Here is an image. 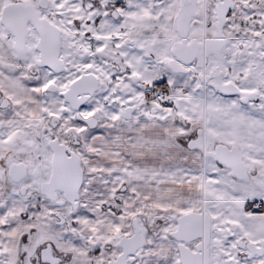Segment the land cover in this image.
Returning a JSON list of instances; mask_svg holds the SVG:
<instances>
[{"label": "snow or ice", "instance_id": "snow-or-ice-1", "mask_svg": "<svg viewBox=\"0 0 264 264\" xmlns=\"http://www.w3.org/2000/svg\"><path fill=\"white\" fill-rule=\"evenodd\" d=\"M0 264H264V0H0Z\"/></svg>", "mask_w": 264, "mask_h": 264}]
</instances>
